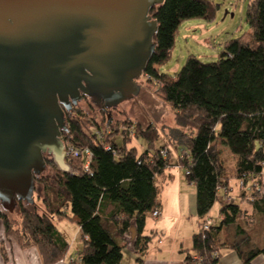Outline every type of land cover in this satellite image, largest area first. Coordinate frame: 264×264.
I'll list each match as a JSON object with an SVG mask.
<instances>
[{
    "label": "trees",
    "instance_id": "obj_1",
    "mask_svg": "<svg viewBox=\"0 0 264 264\" xmlns=\"http://www.w3.org/2000/svg\"><path fill=\"white\" fill-rule=\"evenodd\" d=\"M151 15L158 31L144 72L146 84L175 111L177 126L163 130L164 139L177 154L176 166L189 172L187 183L196 188L200 226L221 203L220 220L205 234L199 230L193 236L185 263L221 264L224 252L231 250L243 264H252L264 255V0H250L249 34L225 41L218 60L204 62L190 55L173 75L163 67L172 57L181 24L193 18L212 21L214 7L208 0H166ZM83 101L97 112L80 103L63 108L68 130L62 140L67 147L92 152L88 168L80 155L66 160L71 173H65L47 156L46 172L34 177L35 203L18 200L17 218L0 205L6 240L21 249L36 248L43 264H57L70 247L57 228L67 220L85 239L69 264H120L135 229L133 249L137 263L143 264L156 236L144 235L147 216L160 209L162 188L173 180L171 152L166 145L156 147L162 134L153 123L144 125L123 111L117 125L90 98ZM117 135L123 137L121 147L113 140ZM134 139L143 141L145 150L128 147ZM231 181L245 187L235 202L223 203L219 188L231 190ZM1 253L7 263L5 243Z\"/></svg>",
    "mask_w": 264,
    "mask_h": 264
},
{
    "label": "water",
    "instance_id": "obj_2",
    "mask_svg": "<svg viewBox=\"0 0 264 264\" xmlns=\"http://www.w3.org/2000/svg\"><path fill=\"white\" fill-rule=\"evenodd\" d=\"M166 0H0V205L35 203L51 156L71 173L63 108L137 97ZM102 109V108H101ZM109 120L111 113H108Z\"/></svg>",
    "mask_w": 264,
    "mask_h": 264
},
{
    "label": "rangeland",
    "instance_id": "obj_3",
    "mask_svg": "<svg viewBox=\"0 0 264 264\" xmlns=\"http://www.w3.org/2000/svg\"><path fill=\"white\" fill-rule=\"evenodd\" d=\"M208 1L214 7V19L212 21H207L205 19L193 18L183 21L179 29V34L177 36L176 46L174 48L172 57L163 67L164 72L171 75L178 73L182 69L187 58L190 55H195L204 62L216 61L219 59V54L223 51V44L225 43V41L249 34L250 27L248 22L246 21V12L247 5L250 0ZM147 80L149 79L144 74L142 77H140V79L138 80V84L142 86V89L139 95L133 99L123 102L116 109H114V111L111 113L112 121H114L115 124L119 125L120 122L124 119V116L122 114V112L124 111L132 119H136L144 125L153 123L154 126L157 127L162 134L161 139L156 143V147L159 149L163 145L167 146V148L171 152L172 157L173 166L171 167V172H181L180 174L183 175V178L185 180L187 179V171L184 168L176 166L178 158L177 154L170 145H167V142L164 139L166 132H164L163 130L167 131V129L177 126L175 121V111L164 101V99L159 94L155 92V88L151 84H146ZM89 104L90 102L88 101L80 102V106L82 108L88 110V108L91 106L93 112L96 113L97 109ZM94 105L97 106L96 104ZM113 140L119 147L123 145V137L121 135L115 136ZM128 147H137L138 149L143 151L146 148V144L141 140L134 139L132 143L128 145ZM227 160L228 162H231V158L229 157V155H227ZM230 188L232 194H234L235 196H238L240 193V189H242L241 184H238V187ZM218 208L219 203H217L216 206H214V208L211 210L212 217L217 216ZM18 215L19 212L16 211L11 214V218H17ZM158 220L159 218H154L151 214L147 216L146 232L149 236L153 234L152 231L156 232L155 230L158 229ZM68 224L72 225L74 223L70 222ZM58 228L63 229L61 225H59ZM187 232L184 234L187 235ZM64 235L68 237L69 241L72 244L73 235H75V232L72 231V226L64 230ZM81 239L82 236L80 235L76 239V244H72L74 250L78 246L77 243L80 244ZM163 239V235L157 234L152 240L150 248L152 250H156L155 246L158 245L160 240ZM133 244V237L132 234H130L128 238V246L124 252V254L126 255V261L124 264H130L129 255H131V257L135 256L133 254Z\"/></svg>",
    "mask_w": 264,
    "mask_h": 264
},
{
    "label": "crops",
    "instance_id": "obj_4",
    "mask_svg": "<svg viewBox=\"0 0 264 264\" xmlns=\"http://www.w3.org/2000/svg\"><path fill=\"white\" fill-rule=\"evenodd\" d=\"M179 167V166H178ZM172 173V172H171ZM181 173V172H180ZM172 173L173 180L168 182L162 189L160 194V211L161 216L158 220V229L153 232L154 235L160 234L164 236L163 240H160L156 245V250L149 247L148 253L144 259L143 264H186L184 252H191L193 248V236L199 231L201 220L197 216L196 209V188L193 184H188L187 179L184 180L183 175ZM262 188L261 199L264 200V171L261 175ZM230 187H238L236 181H231ZM219 203V202H218ZM217 204V203H216ZM216 204L214 206H216ZM251 212V208L247 203L242 204ZM221 204L217 210V216L212 217L214 222L220 220ZM214 208V207H213ZM212 208V209H213ZM70 223L67 220L60 221L57 224L62 226L63 229H59L60 233L70 244L68 253L64 260L57 264H69L74 259L83 247L84 237L80 228L75 224ZM72 226L73 235L72 244H76L77 238L81 235L82 239L80 244L77 243V247L74 250L68 237L64 235V230ZM188 231V232H187ZM187 232V235L184 233ZM132 237L135 238V229L132 230ZM151 234V235H153ZM145 236H149L144 231ZM134 241V239H133ZM5 243L6 249L9 253V261L6 263L1 253V246ZM152 244V243H151ZM74 250V251H73ZM134 257H130V264H138L137 256L133 249ZM126 255L120 264L125 263ZM0 264H43L39 251L36 248L21 249L14 242H8L5 237L4 225L0 221ZM221 264H243L238 254L234 251H225ZM252 264H264V255L257 257Z\"/></svg>",
    "mask_w": 264,
    "mask_h": 264
},
{
    "label": "built area",
    "instance_id": "obj_5",
    "mask_svg": "<svg viewBox=\"0 0 264 264\" xmlns=\"http://www.w3.org/2000/svg\"><path fill=\"white\" fill-rule=\"evenodd\" d=\"M131 135L134 136V132H131ZM65 156H66V160H70V158L72 157H78L80 155L83 156V161L86 164V168H88L90 160L92 158V152L89 149H85V150H75L72 147H67L65 145ZM167 154V151L164 150L163 151V155L165 156ZM187 175H189V172L187 171ZM241 187H245L243 185V183H241ZM222 192V201L223 203H230V202H235L237 200V196H235L234 194H232L230 189H225L223 187L219 188ZM151 215L154 218H159L161 216V211L159 208H156L152 211ZM214 220L212 217H210L209 215H207L202 223V225L200 226V232L202 234H205V232L210 228V226L213 224ZM129 238V236L127 237V239ZM134 239V238H133ZM135 240V239H134ZM134 245V244H133Z\"/></svg>",
    "mask_w": 264,
    "mask_h": 264
},
{
    "label": "flooded vegetation",
    "instance_id": "obj_6",
    "mask_svg": "<svg viewBox=\"0 0 264 264\" xmlns=\"http://www.w3.org/2000/svg\"><path fill=\"white\" fill-rule=\"evenodd\" d=\"M103 106V105H102ZM101 105H100V108H102V110L104 111V112H106V113H112L113 111H114V109H116V108H112V109H106V108H104V107H102Z\"/></svg>",
    "mask_w": 264,
    "mask_h": 264
}]
</instances>
